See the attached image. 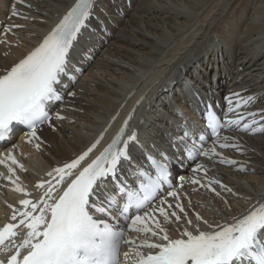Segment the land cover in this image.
Masks as SVG:
<instances>
[{
	"label": "snow or ice",
	"instance_id": "obj_1",
	"mask_svg": "<svg viewBox=\"0 0 264 264\" xmlns=\"http://www.w3.org/2000/svg\"><path fill=\"white\" fill-rule=\"evenodd\" d=\"M22 3L14 0V4ZM94 8L95 0H74L36 47L0 73V141H6L17 126L28 129V143L40 140L37 126L49 121L48 106L62 100L59 86L65 77L71 79V51L89 28ZM11 15L28 19L15 6ZM21 27L12 25L4 33ZM224 99L228 108L223 118L211 107L206 109V127L214 145L239 151L237 143H230L235 138L221 136V132L264 133V127H255L257 116L261 117L259 122H264V113L240 114L239 110L254 100L252 96L244 99L240 93H232ZM132 115L129 113L111 141L90 162V154L101 144L104 133L75 159L48 172L50 179L35 185L42 190L35 200L21 199L20 208L8 205L12 209L10 219L16 223L0 228V251L7 253L0 264H121L122 244L129 245L124 252L126 264H264V200L224 223L210 222L196 212L192 213L195 219L190 218L176 189L167 191L172 202L162 198L157 203L160 184L168 178L170 158L166 153H159V160L145 154L147 169L134 159V149L143 150V145L136 131L127 133ZM56 119L64 118L57 115ZM189 135L185 131L182 138H177L189 156L195 149L198 155L218 158L221 164L236 163L217 153L215 147L196 149L193 144L189 148ZM35 147L39 150L40 145ZM7 159L23 169L11 152ZM201 171L207 176L208 169L203 165L193 169ZM7 173L3 178L13 185L12 190L29 197L31 194L18 185V178H13V167H7ZM129 176L135 180L130 181ZM191 183L213 193L226 205L228 200L214 186L236 195L216 179H192ZM122 218L124 225L120 223ZM172 224L179 230L177 238L169 235ZM20 228L26 232L17 242L15 230ZM126 230L141 238H128Z\"/></svg>",
	"mask_w": 264,
	"mask_h": 264
},
{
	"label": "bare ground",
	"instance_id": "obj_2",
	"mask_svg": "<svg viewBox=\"0 0 264 264\" xmlns=\"http://www.w3.org/2000/svg\"><path fill=\"white\" fill-rule=\"evenodd\" d=\"M112 1L116 3L114 8L117 9L119 0ZM131 1L132 10L120 17L118 30L112 28L109 44L80 82L83 94L78 103L84 113L75 116L76 124L67 126L66 131L43 133L52 149L45 150L49 152V158L38 160L39 155L34 156L30 168L35 174L46 172L55 162L54 158L69 159L71 155L79 154L102 123L109 121L107 116L116 107L124 109V116L137 96L144 97V105L137 108L138 116H143L147 110L149 113L153 110L161 112L162 108L163 114L171 117L173 110L158 106L175 101L190 122L200 124L198 117L188 107L189 96L184 87L177 86L173 96L161 99V95L165 96L167 92L158 91L159 86L168 77L178 79V67L182 64L186 66L189 86L201 89L208 87L209 95L206 93V96L216 98L229 88L225 62L218 66L217 76L212 79L215 58L224 40L234 63L243 54L245 57H261L264 53V0ZM67 2L36 0V5L42 14L53 18ZM232 18L241 23L240 28L221 34L222 23ZM35 27L41 28L43 25ZM0 61L10 62L9 58L3 57ZM249 72L259 82L264 76V59L254 64ZM157 120L164 128H168V123L173 125L175 122L173 119L167 123L163 117ZM246 144L255 154L253 162L257 173L241 177L234 174L226 176L234 193L240 194L241 191L255 198L264 189V135L252 138ZM205 204L209 208L217 206V216L227 212L229 207L233 211L242 207L238 201H228L222 207V202L214 198H207ZM204 215L213 218L214 214L208 211Z\"/></svg>",
	"mask_w": 264,
	"mask_h": 264
}]
</instances>
